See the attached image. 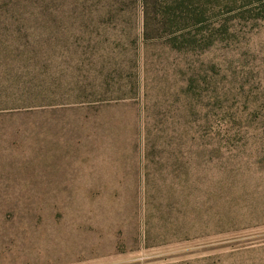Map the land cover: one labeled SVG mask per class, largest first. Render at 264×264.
I'll use <instances>...</instances> for the list:
<instances>
[{"label": "rangeland", "instance_id": "374dc122", "mask_svg": "<svg viewBox=\"0 0 264 264\" xmlns=\"http://www.w3.org/2000/svg\"><path fill=\"white\" fill-rule=\"evenodd\" d=\"M197 2L186 53L140 16L134 95L100 102L84 0H0L35 12L0 16V264H264V0Z\"/></svg>", "mask_w": 264, "mask_h": 264}, {"label": "trees", "instance_id": "16d2710c", "mask_svg": "<svg viewBox=\"0 0 264 264\" xmlns=\"http://www.w3.org/2000/svg\"><path fill=\"white\" fill-rule=\"evenodd\" d=\"M200 9L197 0H84V26L88 29L89 41L94 42L101 38L105 50L112 49L110 54L103 52L101 57L105 55L107 57L104 61L99 60L98 63L95 53L92 52L89 55L88 52L86 61L93 67L88 69L87 96L94 98L99 93L106 91L109 99L98 100L102 102L128 99L134 95L137 85L135 54L136 45L138 46V35H136L138 30L135 24L140 16L143 20L144 45L152 39L163 40L165 38L164 47L168 48L165 51L186 53L185 50L195 48L194 46L201 42L197 36L200 31L206 29L203 22L205 20L204 13L200 12ZM33 10L23 12L19 6L4 7L0 5V16L29 13L34 15ZM42 11L43 14H46L44 8ZM145 62L146 64L148 62L147 54ZM94 72H99L101 76L97 77ZM20 87L21 91L18 95L23 97L24 101L21 99H13V101H21L20 104H23L21 108L39 106L37 102L28 100L35 99V96L38 95H57L60 88L58 84L46 87L31 84ZM98 87L102 90L89 92V90ZM37 88H40L41 91L37 92ZM3 93H9V90L4 89ZM88 100L94 102L91 99ZM56 101L57 99H53L50 105L56 104ZM188 112L192 113L189 108L184 113L186 122L184 137L192 133L196 127L189 124L191 114L188 115ZM147 134L149 135V132ZM147 239L150 241L149 235Z\"/></svg>", "mask_w": 264, "mask_h": 264}]
</instances>
